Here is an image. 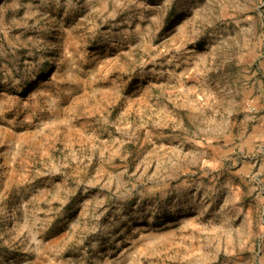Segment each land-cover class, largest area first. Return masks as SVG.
Instances as JSON below:
<instances>
[{
  "label": "rangeland",
  "instance_id": "374dc122",
  "mask_svg": "<svg viewBox=\"0 0 264 264\" xmlns=\"http://www.w3.org/2000/svg\"><path fill=\"white\" fill-rule=\"evenodd\" d=\"M0 264H264V0H0Z\"/></svg>",
  "mask_w": 264,
  "mask_h": 264
}]
</instances>
